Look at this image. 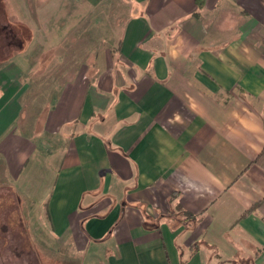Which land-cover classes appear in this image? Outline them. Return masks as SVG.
<instances>
[{
    "label": "crops",
    "instance_id": "1",
    "mask_svg": "<svg viewBox=\"0 0 264 264\" xmlns=\"http://www.w3.org/2000/svg\"><path fill=\"white\" fill-rule=\"evenodd\" d=\"M10 1L0 38V264L27 240L48 247L22 185L39 153L56 173L35 215L62 246L94 244L101 264H264V217L243 216L264 198L254 162L264 148V0ZM81 8L95 23L98 9H119L118 46L93 55L81 36L71 57L87 45L85 56L109 63H63L69 78L54 86L42 129L22 133L30 83L19 80L37 49L49 57L66 41L64 18Z\"/></svg>",
    "mask_w": 264,
    "mask_h": 264
},
{
    "label": "rangeland",
    "instance_id": "2",
    "mask_svg": "<svg viewBox=\"0 0 264 264\" xmlns=\"http://www.w3.org/2000/svg\"><path fill=\"white\" fill-rule=\"evenodd\" d=\"M8 2L12 4L10 0H8ZM66 7H70V5L67 4ZM81 9L82 10H77L74 15H70V18H64V22L69 24L71 28L66 41L64 43H58L57 47L50 52L52 56L49 57H42L41 53L43 50L37 49L36 54L30 57L32 63V69L30 67L31 71L19 80L21 87L25 81L30 83L28 88L22 87V93L20 94L23 108L16 124L18 130L22 133H31L30 135H34L37 131L42 129L44 114L50 109L52 99L56 97L59 91V89L54 88V86L57 87L69 78L67 76L68 74L62 70L63 63H68L70 68L82 67L85 64L89 65L91 70H93L92 66L94 65H96L98 69V67H104L105 64L109 62L107 58L99 56L94 58V52H96L97 55L101 53L104 54L105 47L111 45L116 48L118 46L121 34L120 29L122 26L116 25L115 19L120 13L119 9L112 8L110 12L107 13H105L104 9H98L97 14H94L97 17L96 23L92 17L93 15L85 16V14L88 13V9ZM75 10L76 9L70 8L71 12ZM108 19L111 21L113 20L114 24L112 25L111 23V27L107 24H103V21H107ZM88 22H91V24H88ZM73 35L75 39H72ZM81 36L85 40L90 38V44L88 42V45L92 47L90 52H93V55L91 57L85 56L88 51V48L85 47L87 45L78 46L76 48V51L80 52V56H70L72 54L71 50L74 45L78 43L77 40ZM54 45H56V43ZM62 51L65 56H58L57 54ZM101 58L103 59L100 60ZM116 61L114 56L112 63H116ZM73 74L74 73L71 72L70 75L72 76ZM1 90H4L3 83H0V91ZM47 162H45V157H42L40 153L39 155L36 154V156L32 158L29 166L24 169L22 173V178L24 180H22V185L25 186V194L32 196V200H28L27 202L33 207L32 212L34 216L31 223L32 228L35 229V227H39V229L42 230L39 238L41 237L48 247L38 248L37 245H33L32 247L34 248L32 249L30 248L31 243H28L27 240L23 243L25 245L24 249L17 250V255L12 253L10 256L9 252V258L6 257V262L4 264H101L90 252V249L95 250L96 246L94 244H89L90 248H85L86 246L83 244L85 240L83 241L81 239L80 245L69 241V243L62 246L60 241L57 240L53 234L46 219L35 215H38V210L39 214L44 213V211H42V205L48 199V193H50L54 184V173H56V170L52 168L50 162ZM2 193L8 192L2 189L0 190V194ZM35 204L40 205L36 207ZM40 220L42 221V227L40 226ZM98 250L97 256L102 259L104 258L102 261L103 263L106 258L105 252L99 248ZM18 254L21 256H18Z\"/></svg>",
    "mask_w": 264,
    "mask_h": 264
},
{
    "label": "trees",
    "instance_id": "3",
    "mask_svg": "<svg viewBox=\"0 0 264 264\" xmlns=\"http://www.w3.org/2000/svg\"><path fill=\"white\" fill-rule=\"evenodd\" d=\"M204 2V0H198V3L199 5H201L202 3ZM4 5H3V0H0V38L1 37H4V34L5 33H8V30H6L7 28V23H6V19H7V16L5 15V13L3 12L4 9L2 8ZM12 29V27H11ZM17 33L18 35L23 34L25 33V28L23 26H20V25H17ZM13 42V37L12 39L10 40V43ZM14 42L18 45L21 43V41L19 40H16L15 41V38H14ZM254 162L256 163H259L260 165L264 166V148L263 150L259 153V155L254 159ZM180 211L185 213V219H196L197 216H195L194 214L192 213H189V212H186L182 207L180 208ZM251 212H258V213H261L262 216L264 217V198L260 201H257L255 202L251 207H249L245 213L243 214L244 215H247Z\"/></svg>",
    "mask_w": 264,
    "mask_h": 264
}]
</instances>
